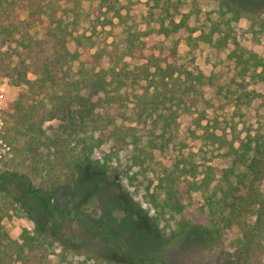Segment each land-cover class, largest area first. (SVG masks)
I'll use <instances>...</instances> for the list:
<instances>
[{
    "label": "trees",
    "instance_id": "1",
    "mask_svg": "<svg viewBox=\"0 0 264 264\" xmlns=\"http://www.w3.org/2000/svg\"><path fill=\"white\" fill-rule=\"evenodd\" d=\"M88 1L104 25L110 12L125 21L118 0ZM84 2L0 0L1 75L25 86L3 111L1 135L18 150L19 164L29 168H9L4 175L24 177L27 172L40 177L32 192L52 200L77 166L109 170L120 152L130 149L132 165L160 172L150 195L162 208L181 215L177 236L198 227L206 246L225 247L230 264H253L256 245H264V135L248 132L242 137L235 125L219 131L209 117L213 103L205 92L212 76L180 61L176 48L168 53L169 47L154 43L147 53L148 41L142 38L147 32L138 26L128 25L117 39L98 45L76 70L80 52L68 43L76 40L80 46V29L93 22ZM221 8L223 22H214V31H202L199 38L218 49L232 44L228 57L240 78L238 91H232L235 104L260 97L264 105V92L247 88L264 83V57L230 34L231 18L245 14L232 0H221ZM187 16L170 25L160 21L157 32L180 30L188 25ZM218 29L226 33L215 37ZM184 118H189L190 128L202 130L207 145L230 160L219 169L215 184L211 165L183 158L167 166L156 159L154 151L171 143ZM105 144L110 148L103 159L95 157ZM198 191L209 193L208 223L187 211ZM156 194L163 195L161 201ZM16 200L0 187V264H51L56 238L50 230L25 227L20 238L10 234L5 219L12 216ZM57 209L65 214L64 208Z\"/></svg>",
    "mask_w": 264,
    "mask_h": 264
},
{
    "label": "rangeland",
    "instance_id": "2",
    "mask_svg": "<svg viewBox=\"0 0 264 264\" xmlns=\"http://www.w3.org/2000/svg\"><path fill=\"white\" fill-rule=\"evenodd\" d=\"M243 10L244 16L231 18L230 34L248 48L259 51L264 57V0H232ZM91 11L93 22L81 28L82 44L76 40L68 45L80 52L75 61L78 70L98 45L117 39L128 25L146 31L142 38L150 47L154 43L176 48L180 61L189 66L197 65L212 81L205 87L206 96L212 101L208 110L219 131L231 130L235 125L241 136L248 132L264 135V105L262 98L235 104L238 81L235 64L228 57L232 44L215 48L199 38L202 31H214L213 23H222L221 0H118L116 6L125 21L108 14V24L96 18L91 1L83 3ZM107 8H103L106 10ZM187 16V26L169 35L159 34L160 21L167 25L181 22ZM231 17V14H227ZM140 24H137V21ZM96 25V27L94 26ZM43 30V27H39ZM219 30V29H218ZM222 29L215 37L224 35ZM153 47V46H152ZM159 52V51H158ZM157 52V53H158ZM138 62V60H135ZM0 53V187L16 197L12 216L5 219L14 238H20L23 228L50 230L56 238L52 247L51 264H230L223 245L206 246L200 228L193 227L181 236V215L159 206L150 193L156 190L159 171H145L132 165L130 149L121 151L111 162L109 170L97 169L89 164L77 166L71 177L59 186L52 200L42 192H32L41 178L25 172L24 177L4 175L7 169L29 170L19 164V152L2 137L5 127L4 109L17 100L25 86H17L1 75ZM33 77V75H31ZM248 89L264 92V83H251ZM184 118L171 143L154 151L163 165L172 166L177 160L189 158L199 165H211L216 181L219 169L230 164L219 155L213 145H207L202 130L190 128L189 118ZM206 122V121H205ZM56 123V121H54ZM110 144L97 150L95 157L103 159ZM201 169V166L199 167ZM198 191L187 209L197 221H210L207 195ZM158 201L163 195L156 194ZM57 206L65 209L62 214ZM239 228L236 226L235 232ZM253 264H264V245H256Z\"/></svg>",
    "mask_w": 264,
    "mask_h": 264
},
{
    "label": "built area",
    "instance_id": "3",
    "mask_svg": "<svg viewBox=\"0 0 264 264\" xmlns=\"http://www.w3.org/2000/svg\"><path fill=\"white\" fill-rule=\"evenodd\" d=\"M1 102H2V101H1V95H0V109H1Z\"/></svg>",
    "mask_w": 264,
    "mask_h": 264
}]
</instances>
